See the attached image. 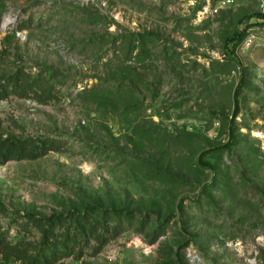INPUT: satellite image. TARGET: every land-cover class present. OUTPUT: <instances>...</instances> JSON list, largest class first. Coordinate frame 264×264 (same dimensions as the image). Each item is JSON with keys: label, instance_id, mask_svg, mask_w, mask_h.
Wrapping results in <instances>:
<instances>
[{"label": "rangeland", "instance_id": "374dc122", "mask_svg": "<svg viewBox=\"0 0 264 264\" xmlns=\"http://www.w3.org/2000/svg\"><path fill=\"white\" fill-rule=\"evenodd\" d=\"M216 4L0 0V146L39 148L0 157V264L46 230L55 264H264V2Z\"/></svg>", "mask_w": 264, "mask_h": 264}, {"label": "trees", "instance_id": "16d2710c", "mask_svg": "<svg viewBox=\"0 0 264 264\" xmlns=\"http://www.w3.org/2000/svg\"><path fill=\"white\" fill-rule=\"evenodd\" d=\"M218 1V0H217ZM258 19L264 20V15L258 14L255 16ZM246 37V33L245 32H241V33H236L235 36L228 38L226 40L225 46L228 49V51L232 52L233 50H231V46L232 49L233 47H235L238 43L243 42V40ZM40 81V80H39ZM48 80L43 79L40 84H37L38 89L40 90V95H42V97L44 98L49 97V95L53 94V88L54 86L49 85L47 82ZM102 83H99V85L94 86L93 88H90V92L92 93H99L100 91H102L104 88L101 86ZM243 84L244 81H241L240 84L237 86V89L235 91L234 94V112L232 115V119H231V124H230V133H231V138L232 140H234V133H235V128L234 125L237 121V118L239 117L240 113H241V93H242V89H243ZM46 85V86H45ZM29 89L30 86L28 87ZM33 89V88H32ZM37 91V90H35ZM124 91L123 88H120V90H117L116 92L118 94H121ZM6 146H0V157L3 158H25V157H32L35 158L37 155H39V148H38V144H36V146H33L32 144L27 145L24 142H19V141H14L11 142L5 152L3 153V149ZM44 147V146H43ZM28 153V154H27ZM28 155V156H27ZM203 157L204 155L202 154L201 158H200V164L202 166H206L209 167L211 169H213L214 167L209 164L208 162L203 161ZM4 208L2 206H0V211L3 212ZM32 221L34 223H36L37 225H40V221L36 219L35 217H32ZM45 236H46V240L44 241V246L41 247L38 251H36V254L33 257L30 258H26L27 260V264H55L58 261V253L56 252V254L54 256H50L52 255V253L49 255L48 251H52V249L54 248V245L50 244V239H51V233H48V230L45 231Z\"/></svg>", "mask_w": 264, "mask_h": 264}, {"label": "built area", "instance_id": "2783aa9c", "mask_svg": "<svg viewBox=\"0 0 264 264\" xmlns=\"http://www.w3.org/2000/svg\"><path fill=\"white\" fill-rule=\"evenodd\" d=\"M260 1L264 2V0H260ZM235 4H236V0H218L216 6L213 7L212 11L215 15H219L221 11L233 7ZM256 40H257L256 35L252 33V30H250L243 45L246 49H251L253 48Z\"/></svg>", "mask_w": 264, "mask_h": 264}]
</instances>
